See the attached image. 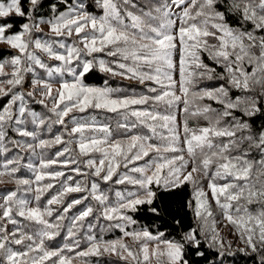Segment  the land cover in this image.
Returning a JSON list of instances; mask_svg holds the SVG:
<instances>
[{
    "label": "snow or ice",
    "instance_id": "snow-or-ice-1",
    "mask_svg": "<svg viewBox=\"0 0 264 264\" xmlns=\"http://www.w3.org/2000/svg\"><path fill=\"white\" fill-rule=\"evenodd\" d=\"M0 44V264H264V0H0Z\"/></svg>",
    "mask_w": 264,
    "mask_h": 264
},
{
    "label": "trees",
    "instance_id": "trees-1",
    "mask_svg": "<svg viewBox=\"0 0 264 264\" xmlns=\"http://www.w3.org/2000/svg\"><path fill=\"white\" fill-rule=\"evenodd\" d=\"M54 2L58 3V0H54ZM43 11H48L47 8L43 9ZM5 48V47H0V49ZM11 53H0V57L3 56H9ZM105 77L103 74L100 73H95L89 80L90 83L94 84H101L103 82V79ZM110 83H113V86H116V84L112 81H109ZM127 83V82H124ZM39 111L40 109L37 108ZM25 163L28 161L25 160ZM21 174L24 175L26 178H30V173L27 172L26 169L21 170ZM191 190L188 187L181 188L177 190L176 192L173 193H165L163 199L169 204L173 215L177 219H181L182 224L187 226L188 224L191 223L192 221V212L190 209H187L184 207V202L188 199H191ZM71 215V213H70ZM133 218L138 221V226H143V227H148L150 230L152 229H158L160 228V225L163 223L162 221L155 220L147 211L145 207H142L140 209L139 213L133 214ZM171 219V217H169ZM161 230H166L173 232L175 234V230L172 228L168 229H161ZM121 233L119 230H112L110 232H105L103 234V239L105 240H111V239H116L120 237ZM64 233H62L61 237H58L56 240H54L52 243L56 245H62L63 243L67 242L64 238ZM86 248V243L83 239H81L80 242V249L78 250H83ZM233 251L235 252V249L233 248ZM71 255V254H70ZM113 258L106 257V256H101V257H96L92 259V262L95 264H110V261ZM225 262L231 263V264H255V261L249 259L247 256H244L240 253H236L234 256H225L223 258V264Z\"/></svg>",
    "mask_w": 264,
    "mask_h": 264
},
{
    "label": "rangeland",
    "instance_id": "rangeland-1",
    "mask_svg": "<svg viewBox=\"0 0 264 264\" xmlns=\"http://www.w3.org/2000/svg\"><path fill=\"white\" fill-rule=\"evenodd\" d=\"M47 29H45V31H46ZM0 47H7V45H4V44H0ZM6 71H10V69H6ZM7 179V178H6ZM5 186H7V187H13V185H11V184H8V185H0V187H5ZM222 231H223V233L226 235V236H228V232H229V229L226 227V228H224V229H222ZM228 238L229 239H232V240H234V237H232V236H228ZM237 246H240V245H238L237 244ZM234 249H235V247H234ZM106 257H109V256H107V255H105ZM93 258H96V257H90V258H86V260H87V264H95V263H93L92 262V259ZM110 258H113L114 259V257H110ZM74 264H82V262L80 261V260H75L74 261ZM224 264H231V263H228V262H225Z\"/></svg>",
    "mask_w": 264,
    "mask_h": 264
}]
</instances>
